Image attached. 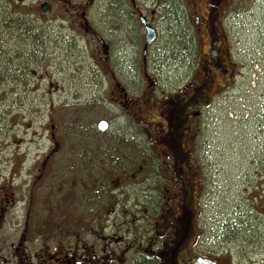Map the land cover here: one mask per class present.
<instances>
[{"label": "rangeland", "instance_id": "1", "mask_svg": "<svg viewBox=\"0 0 264 264\" xmlns=\"http://www.w3.org/2000/svg\"><path fill=\"white\" fill-rule=\"evenodd\" d=\"M12 2L0 9V184L22 183L33 168L49 167L54 204L62 203L57 192L63 186L77 192L91 236L87 225L98 216L99 234L111 232L106 218L113 212L134 219L135 227L141 216H148L146 224L161 220L160 209L173 202L156 185L173 179L160 170L163 114L153 103L160 107L185 83L206 38L200 36L189 51L182 29L173 32L174 40L165 31L166 43L145 62L95 64V43L82 35L69 42V32L41 16V0ZM10 8L21 9L14 21ZM221 24L234 78L203 109L193 152L196 173L185 177L195 187L196 253L220 264H244L264 255V0L232 2ZM115 76L138 100L134 107L110 90ZM102 120L108 129H99ZM182 146L189 171L192 146ZM69 205L78 210L75 199Z\"/></svg>", "mask_w": 264, "mask_h": 264}, {"label": "flooded vegetation", "instance_id": "2", "mask_svg": "<svg viewBox=\"0 0 264 264\" xmlns=\"http://www.w3.org/2000/svg\"><path fill=\"white\" fill-rule=\"evenodd\" d=\"M237 1L41 0V16L51 26L69 32L68 41L77 42L82 35L95 43L96 50L90 56L95 64L130 63L138 58L145 62L166 43L162 40L165 31V36L171 32L174 40L173 32L182 29L183 34L188 35L189 51L196 48L200 36L206 38L208 43L203 46L205 52L199 65L194 60L188 66L185 83L165 96L160 107L158 101L153 103L160 115L163 114L161 134L172 129L177 143L186 142L192 146L189 154L193 169L187 171L177 164L172 153L160 151L164 165L160 170L169 174L173 181L156 185V189L158 192L166 190L165 195L173 205L163 206L161 220L152 217L154 221L150 224L145 221L148 216H141L136 227V223L132 225L134 219L127 220L128 215L113 212L106 218L110 219L111 232L102 236L94 225L101 222L99 216L94 220L97 223L90 220L92 223L87 225L93 229V235L85 233L77 192L66 190L64 186L60 194L53 190L62 201L59 206L54 204L49 167L33 168L30 177L23 179L22 183L0 184V264H197L199 259L220 264L207 253H196L195 187L193 182H188L185 172H191V176L196 173L193 152L203 109L212 104L217 94H224L234 78L230 54L224 50L229 41L221 31V21L232 2ZM13 4L9 0L3 5L0 0V9L5 6L9 9ZM42 5L47 6L45 14ZM19 9L10 8V21L15 20L17 14L14 13ZM20 12L21 9L18 14ZM149 30L154 38L148 43ZM191 32L194 33L193 39ZM86 37L83 38L87 46ZM118 77L115 76L110 90L115 95H122L123 103L131 101L129 105L134 107L132 105L138 100L128 95L125 81ZM215 90L218 92L213 93ZM164 148L166 150V145ZM182 152L187 155L185 150ZM71 199H75L77 211L74 206L69 209ZM156 212L158 214L159 210ZM244 264H264V255Z\"/></svg>", "mask_w": 264, "mask_h": 264}, {"label": "trees", "instance_id": "3", "mask_svg": "<svg viewBox=\"0 0 264 264\" xmlns=\"http://www.w3.org/2000/svg\"><path fill=\"white\" fill-rule=\"evenodd\" d=\"M18 23H20V20H18ZM24 32H29V27H25ZM2 39H4V38L2 36V32L0 31V53H1V49L3 48V45H4ZM1 56H0V58H2ZM161 137H162V140H161L162 141V144H161L162 149H160V151L172 153L174 155V160L178 161L177 164H179L181 167H184V165L188 159L186 158L185 154L182 152V150H183L182 145L183 144L181 145L180 143H177L175 140L176 133L171 129L169 132H167V133L165 132L164 134H161ZM164 145H166V150L164 148ZM163 167H164V165H163ZM181 179H182V182H185L183 176H181Z\"/></svg>", "mask_w": 264, "mask_h": 264}, {"label": "water", "instance_id": "4", "mask_svg": "<svg viewBox=\"0 0 264 264\" xmlns=\"http://www.w3.org/2000/svg\"><path fill=\"white\" fill-rule=\"evenodd\" d=\"M42 12L45 14L47 13V6L46 5H42ZM151 30H149L148 33V43L152 40V38H154L153 35H151ZM99 128L101 130H105L108 127V122L105 120L100 121V123L98 124ZM197 264H216L215 262L211 261V260H203V259H199Z\"/></svg>", "mask_w": 264, "mask_h": 264}]
</instances>
